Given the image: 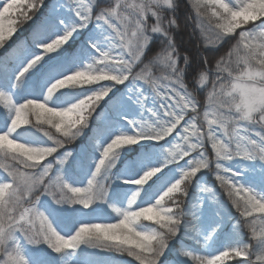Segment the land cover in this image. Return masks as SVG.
<instances>
[{
	"label": "snow or ice",
	"instance_id": "6c2138e0",
	"mask_svg": "<svg viewBox=\"0 0 264 264\" xmlns=\"http://www.w3.org/2000/svg\"><path fill=\"white\" fill-rule=\"evenodd\" d=\"M186 2L4 0L0 264H264V0Z\"/></svg>",
	"mask_w": 264,
	"mask_h": 264
},
{
	"label": "trees",
	"instance_id": "16d2710c",
	"mask_svg": "<svg viewBox=\"0 0 264 264\" xmlns=\"http://www.w3.org/2000/svg\"><path fill=\"white\" fill-rule=\"evenodd\" d=\"M48 0H46L47 4ZM180 3V10H179V30L174 32L175 40L177 45L179 46V49L181 53L183 54L185 51L188 52H194V44H196L200 33L198 28L196 27L195 23V13L190 8V5L186 2V0H179ZM23 11H26L27 9H22ZM19 13L16 15L15 19H17ZM40 19V14L37 13L34 17V20L29 21L28 23L24 24L22 27H20L19 31L14 33L12 37L5 43V45L0 48V56L4 54L5 51H8L11 49L14 45H17L18 42L22 40V38L28 36L30 30L32 29L34 23L38 22ZM228 45H225L223 48L219 50V54H223L225 50L227 49ZM91 87L92 85H88ZM102 103V102H101ZM99 111V109H98ZM55 131L54 129L52 130ZM74 145H69L68 147H73ZM119 166V163H118ZM117 169L114 167L113 172H115ZM216 187L219 188V183L217 182ZM223 199L228 202V198L226 194L224 195ZM230 203V202H229ZM104 208L105 206H101ZM232 212L235 214V209H232ZM107 216L109 213H111V209H106ZM112 216H115L114 213H111ZM259 215V214H257ZM98 223H104V221H94ZM245 231H248L247 228H245ZM84 258H94L97 261L100 262V264H128V261L122 257H120L118 254L114 252H108L106 250H98V249H86L84 253ZM239 259V258H237ZM234 264V262H233Z\"/></svg>",
	"mask_w": 264,
	"mask_h": 264
},
{
	"label": "rangeland",
	"instance_id": "374dc122",
	"mask_svg": "<svg viewBox=\"0 0 264 264\" xmlns=\"http://www.w3.org/2000/svg\"><path fill=\"white\" fill-rule=\"evenodd\" d=\"M3 2H4V0H0V7H2ZM9 2H10V0H9ZM24 8L25 7H22L20 9V11H23L22 9H24ZM17 14H18L17 10L16 9H13L9 13H6V17H10L12 20H14ZM194 16H195V23H196V15H194ZM8 24H9V20L8 19H5V21H4L5 28H7ZM237 31H239V29ZM101 83H105V82H101ZM206 150L208 152V155L209 156H212V150H211L210 144L206 145ZM99 215H100L101 218L100 219H97L95 221H100L101 220V221H104V222H111V223H114L115 222V220L109 219V217L107 216L106 211H102Z\"/></svg>",
	"mask_w": 264,
	"mask_h": 264
}]
</instances>
